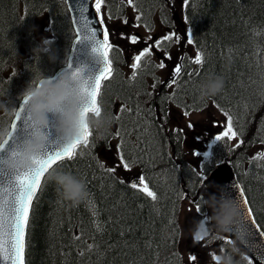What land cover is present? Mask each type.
I'll use <instances>...</instances> for the list:
<instances>
[{"label":"trees","instance_id":"16d2710c","mask_svg":"<svg viewBox=\"0 0 264 264\" xmlns=\"http://www.w3.org/2000/svg\"><path fill=\"white\" fill-rule=\"evenodd\" d=\"M135 7L141 21H153L155 14L173 24L169 0H135ZM108 9L115 18L126 14L123 0H108ZM183 14L192 30V53L181 55L183 67L174 85L168 81L152 87V73L144 72L156 67L144 61L143 71L133 79L114 45V73L103 82L99 99L110 126L102 136L90 126V144L50 171L83 179L88 196L74 204L47 179L33 206L26 264H181L177 213L185 195L194 194L202 181L197 176L200 168L186 156L183 131L167 125L170 106L192 111L211 103L231 115L238 136L217 143L212 165L224 158L233 163L264 229V159H252L264 153V0H190ZM41 23L52 41L48 52L37 49ZM73 38L64 0H0V104L8 110L0 108V129L10 124L8 113L17 107L28 83L34 85L66 62ZM198 50L203 65L191 62ZM53 55L55 60L50 59ZM217 75L224 79L223 90L201 96L199 85ZM114 142L127 163L139 168L157 195L155 201L116 171H107L111 166L101 154L102 146ZM207 163L205 175L213 167ZM225 248L237 256V264H248L232 244Z\"/></svg>","mask_w":264,"mask_h":264},{"label":"snow or ice","instance_id":"6c2138e0","mask_svg":"<svg viewBox=\"0 0 264 264\" xmlns=\"http://www.w3.org/2000/svg\"><path fill=\"white\" fill-rule=\"evenodd\" d=\"M190 0H183L184 6L187 7ZM126 3L135 8V0H126ZM106 5V0H93L92 10L95 13L93 19H89L85 13L88 11L86 3H78L76 5L78 12L80 13L79 19L73 17V23L78 24L75 28L74 43H80L82 40L89 41L91 44L92 58L101 64V70L95 74H86L85 65H73L72 57L67 59L65 69L57 74V76H50V82H58L65 74L71 76V83L66 86L73 89L81 97L78 107L80 110V124L79 135L67 141L63 134L57 131V116L55 108L45 109L44 115L48 119L47 124H40L33 118L31 111L30 95L22 96L18 108L13 109L9 116L11 117L10 124L3 129H0V264H26V248L28 230L30 228L31 217L33 212L34 202L38 197V193L43 190L44 184L49 179L50 171L57 164H61L65 160H72L78 154V149L81 147H87L90 144V138L92 136V129L88 123L89 114L94 116H100L102 109L99 103V97L101 96V90L103 82L109 80L113 73V61L110 58V53L114 50V46L109 40V30L104 23V16L102 15V8ZM71 7V6H70ZM109 18L111 16L109 15ZM141 17H136L139 20ZM93 21L98 27H93ZM127 23V20L124 21ZM123 37V33L121 34ZM186 35L188 37V44H192V30L186 28ZM173 38L177 42L180 40V36L176 33H170L162 37L163 41H170ZM131 43L138 42V37L132 35L128 37ZM150 39V38H149ZM162 40H157L155 46L159 48ZM151 47H146L139 54L133 56V63L130 65L132 72V78L135 79L137 70L141 68V61L144 57L151 55ZM171 59V56H167ZM183 59V57H181ZM196 65H203L204 55L202 51H197L194 59L191 60ZM158 67L164 68L165 64L161 62ZM182 65L177 64L174 69V79L172 85L176 83V76H179L182 71ZM199 75V73H196ZM40 80V79H39ZM36 83H34V86ZM171 86V85H170ZM42 99H44L42 97ZM64 102L61 101V105ZM185 115H188L186 112ZM227 117V127L224 132L216 135L208 147H205L203 151H194L193 155L200 157L201 162L199 164L200 171L197 172V176L203 182L208 180V175H205L204 168L205 161H209L207 164L212 167V161L214 159V147L219 141H222L225 137L229 140L238 136L237 131L233 127V120L231 115L225 112ZM119 119V117H117ZM191 128L192 125L189 124ZM176 131H182L177 129ZM42 134L43 142L41 146L29 157V160L33 167H21L19 161L21 154L25 152L28 142L35 139L36 133ZM119 135V133H117ZM199 139V137H197ZM239 143H242L240 141ZM239 143L236 145L239 147ZM209 148L212 149L211 153ZM121 161L125 169H129L130 165L124 161L123 155H121ZM253 160L264 159V153H257L252 158ZM221 162L216 161L215 171L221 170ZM109 173H114V168L107 169ZM133 189H139L144 192L153 201L157 199L156 193L148 186L145 177L140 176L138 182H133L130 185ZM239 198L236 199L233 196L228 185L223 186L222 195L224 198H231L237 208L243 212L246 207L247 217L252 218L253 224H255L251 207L248 206V200L245 196L244 189L239 188ZM221 197V196H220ZM197 214L202 213V205L204 203L203 197L199 200L193 201ZM209 220L208 215L205 213L201 219V226L203 227ZM99 228V226L97 225ZM205 231H209L205 228ZM264 235V233H261ZM217 239L224 240L225 244H231L232 240L228 237H216ZM75 239L79 240L77 236ZM200 241L203 237L198 238ZM93 245H88L91 249ZM251 250L257 255V258L264 264V245H253ZM221 251H224L221 248ZM83 253H81L82 255ZM214 261H218L216 253H210ZM248 261V264H252V260L248 257H244ZM189 260L192 262L197 261L196 255H190Z\"/></svg>","mask_w":264,"mask_h":264},{"label":"rangeland","instance_id":"374dc122","mask_svg":"<svg viewBox=\"0 0 264 264\" xmlns=\"http://www.w3.org/2000/svg\"><path fill=\"white\" fill-rule=\"evenodd\" d=\"M172 7L170 9L173 28L172 31L169 27H165L160 24L155 26V30H149L148 28L139 25L132 19L135 14L132 11L127 12V23L125 24L123 20L120 22L118 19H111L109 21L108 29L111 33L112 42L115 44L120 43L119 46H128L127 53L129 56L139 54L144 48L149 47L151 37H156L157 40H161L167 34L176 33L180 36L179 42L174 44H167L164 41V59H156L157 65L161 62L165 64L164 68L158 69L159 79L163 81V84L169 81L170 77L174 75V69L179 64L181 55L185 51H190L192 53L191 45L186 42L187 40L183 38V32L179 27L178 23L174 19V14L179 13L182 16V6L183 0H169ZM102 15L106 17L105 6L101 10ZM43 18L40 20L42 21ZM40 24L41 33L39 36L40 41L47 38L49 34L47 33L46 25ZM124 34L123 37L121 34ZM135 35L137 36L138 42L133 44L130 42L128 37ZM150 38V39H149ZM142 44L143 46L139 48L138 46ZM126 54V51H125ZM170 55L171 59L167 56ZM134 61L129 59L128 65L132 64ZM130 67V66H129ZM126 68H128L126 66ZM129 73V72H128ZM168 79V80H167ZM153 86V82H151ZM188 115H185V113ZM189 124L192 127H189ZM167 125L172 128H181L184 131V145L186 150V156L195 165H199L201 158L194 156V151H203L205 147H208L210 140H212L216 135L224 132L227 127V117L225 113L222 112L217 106L209 103L205 108L201 110L194 111H183V109H178L170 106L168 111ZM199 137V139H197ZM102 156L106 161V164L114 168L120 177L126 179L127 181L133 183L138 182L140 175V170L137 167L130 165L129 169L123 167L121 161V152L118 149L116 142L110 146H102ZM209 148V152H210ZM125 162V161H123ZM127 163V162H126ZM194 196H186L178 210V221L181 226V240H180V250L182 254V264H215L210 253H216V255L221 254V247L218 246V240L216 235L212 234L208 224L206 222L207 229L209 230V237L203 239L198 243L193 241V231L196 228L197 222H200L205 214H197L196 207L193 203ZM190 255H196L197 261L192 262L189 260Z\"/></svg>","mask_w":264,"mask_h":264},{"label":"clouds","instance_id":"9594fccd","mask_svg":"<svg viewBox=\"0 0 264 264\" xmlns=\"http://www.w3.org/2000/svg\"><path fill=\"white\" fill-rule=\"evenodd\" d=\"M52 41L48 38L42 40L41 44L37 46L44 52L49 51V46ZM41 45L43 47H41ZM232 49H228V59H231ZM51 60H55L56 57L50 56ZM50 77L41 78L34 86L32 82H29L27 87L21 93L22 96L30 95L31 111L33 118L40 124H47L48 119L44 115L45 109L55 108L57 116V131L62 133L67 141H71L79 135L80 124V110L78 107L81 97L76 91L67 87L68 83H71V76L65 74L58 82H50ZM200 94L203 97H212L221 92L224 88V79L222 76H209L204 82L199 85ZM42 97L44 99H42ZM61 101L64 102L61 105ZM0 108H5V105L0 104ZM5 111H8L5 108ZM10 113V112H9ZM8 113V114H9ZM90 126L100 131V135H103V131L106 130V126H110L111 120L109 117L94 116L88 118ZM43 142L42 134L37 132L35 139L28 142L25 152L21 154L19 166L21 167H33L29 157L38 149ZM49 180L54 181L58 186L57 191L67 201H71L74 204H78L88 196L86 184L83 179L77 178L70 172L58 171L49 175ZM239 210L231 198H226L219 204L218 210L214 211L211 218L215 220L216 227L220 232L234 233L236 239L243 242L245 233L239 224ZM235 226V227H234ZM206 224L202 227L201 221L197 222L196 228L193 231L194 243L200 242L199 237L203 239L209 237V231H205ZM233 251H237L233 247ZM218 256V261L215 264H237L230 254L221 251Z\"/></svg>","mask_w":264,"mask_h":264},{"label":"water","instance_id":"95a60500","mask_svg":"<svg viewBox=\"0 0 264 264\" xmlns=\"http://www.w3.org/2000/svg\"><path fill=\"white\" fill-rule=\"evenodd\" d=\"M78 3H86L87 4L88 11L85 13V15H87L89 19H93L94 15H95V13L92 10L93 0H67L68 8H69L70 13H71L72 23H73V17L74 16L77 19H79V16H80V13L78 12L77 7H76V5ZM176 18L179 20L181 26L184 29V25H183V22L181 21L180 17L178 15H176ZM73 26L75 29L78 26V24L73 23ZM92 26L98 27V25L95 23V21H93ZM90 49H91V44L89 41L82 40L80 43H74V40H73L69 56L72 57L74 66L85 65L86 66V68H85L86 74H89V73L95 74L101 70V64L97 63L92 58V54H91ZM65 67H66V64L63 65L62 67H60L51 76H57V74L61 73L65 69ZM47 77H50V76H47ZM19 104H20V102H19ZM19 104H18V106H19ZM221 164H222L221 170L219 172H217V171H215V168H214L209 173L208 180L205 181V184L207 185V188H208L207 191H204L205 198H206V207H207L208 212L211 215V217L213 216L214 211L218 210L219 204L221 202H223L224 199H226L222 195L224 185L229 186L231 192L233 193L234 198H236V199L239 198V190L236 186H239V188H242L238 179H237L236 173H235L232 165H230L227 161H225L224 163H221ZM247 207H250L249 202H248ZM239 213H240L239 224L245 233L243 242L237 240L234 233L220 232L216 227L215 220L211 219L212 227L219 234L231 238L233 240V242L235 243V245L240 250L244 251L246 254H248L253 259L255 264H262V261L257 258L256 253L251 250V246H253V245H264V235H261V233H264V231L260 228L259 224L257 223V221L254 217V214H253V218H254L255 224H253L252 218L247 217L246 207H244L243 212H241V210H239Z\"/></svg>","mask_w":264,"mask_h":264},{"label":"bare ground","instance_id":"6f19581e","mask_svg":"<svg viewBox=\"0 0 264 264\" xmlns=\"http://www.w3.org/2000/svg\"><path fill=\"white\" fill-rule=\"evenodd\" d=\"M258 34V33H257ZM256 37V36H255ZM255 39V38H254ZM252 45V44H251ZM251 48V47H250ZM251 50V49H250ZM260 51V50H259ZM255 56V55H254ZM228 76V75H227ZM264 79V78H263ZM262 88V87H261ZM111 186V185H110ZM113 190V189H112ZM148 253V252H147Z\"/></svg>","mask_w":264,"mask_h":264}]
</instances>
